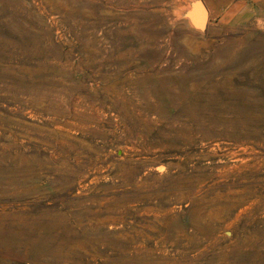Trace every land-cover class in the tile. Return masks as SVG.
Returning <instances> with one entry per match:
<instances>
[{
    "label": "rangeland",
    "instance_id": "374dc122",
    "mask_svg": "<svg viewBox=\"0 0 264 264\" xmlns=\"http://www.w3.org/2000/svg\"><path fill=\"white\" fill-rule=\"evenodd\" d=\"M191 1L0 0V264H264V0Z\"/></svg>",
    "mask_w": 264,
    "mask_h": 264
},
{
    "label": "water",
    "instance_id": "95a60500",
    "mask_svg": "<svg viewBox=\"0 0 264 264\" xmlns=\"http://www.w3.org/2000/svg\"><path fill=\"white\" fill-rule=\"evenodd\" d=\"M207 14L208 11L202 1L193 0L190 2L189 9L185 15L194 29L203 31L207 22Z\"/></svg>",
    "mask_w": 264,
    "mask_h": 264
},
{
    "label": "bare ground",
    "instance_id": "6f19581e",
    "mask_svg": "<svg viewBox=\"0 0 264 264\" xmlns=\"http://www.w3.org/2000/svg\"><path fill=\"white\" fill-rule=\"evenodd\" d=\"M191 27H192V26H191ZM7 51H8V50H7ZM30 54H31V53H30ZM9 56H10V54H9ZM11 56H14V55H11ZM11 56H10V57H11ZM0 62H1V61H0ZM226 81H227V80H226ZM226 83H227V82H226ZM228 85H229V84H228ZM226 88H227V87H226ZM222 93H224V92H222ZM223 100H224V99H223ZM226 112L228 113V112H235V111H234L233 108H230V109L228 108V110H227ZM226 112H225V113H226Z\"/></svg>",
    "mask_w": 264,
    "mask_h": 264
}]
</instances>
